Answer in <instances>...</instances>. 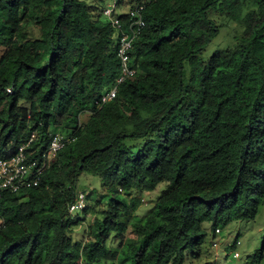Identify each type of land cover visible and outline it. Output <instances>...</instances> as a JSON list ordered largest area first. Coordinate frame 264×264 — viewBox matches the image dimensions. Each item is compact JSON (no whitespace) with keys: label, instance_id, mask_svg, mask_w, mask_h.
I'll list each match as a JSON object with an SVG mask.
<instances>
[{"label":"trees","instance_id":"obj_1","mask_svg":"<svg viewBox=\"0 0 264 264\" xmlns=\"http://www.w3.org/2000/svg\"><path fill=\"white\" fill-rule=\"evenodd\" d=\"M104 1L0 0V157L33 136L28 151H46L58 129L75 138L39 185L2 193L0 264H188L207 224L216 233L264 207V0H128L123 27L131 10L145 21L133 76ZM235 20L241 33L207 58ZM83 175L87 205L69 212ZM259 263L264 241L247 261Z\"/></svg>","mask_w":264,"mask_h":264},{"label":"rangeland","instance_id":"obj_2","mask_svg":"<svg viewBox=\"0 0 264 264\" xmlns=\"http://www.w3.org/2000/svg\"><path fill=\"white\" fill-rule=\"evenodd\" d=\"M103 5L104 8H115L116 12H127L131 9V4L128 0H125L123 8H120L119 5H114L113 2L108 0H105ZM241 30L242 26L240 20L232 21L228 26L223 25L220 34L206 48L205 56L208 58L218 49L229 47L232 44L234 35L241 33ZM114 37L116 39L118 38L117 32ZM1 52L2 48L0 47V53ZM88 118V113L81 115V121L84 123ZM57 132L63 134L59 129ZM92 184L91 176L83 175L79 183L78 192H85L84 189ZM165 186L166 184L162 183L159 184L155 190L143 193L142 205L138 210L140 218L154 206L156 199L162 193ZM86 226L87 222L74 225L73 230L75 238L82 239L84 237ZM206 227L209 235L207 236L206 241H204L202 248H200V251H198V255L195 256L194 260H190L188 264H207L212 262H218L219 264H247L248 257L258 252L263 245L264 207L256 218L233 221L226 227L222 228L220 233L217 230L216 233H214L211 224H207ZM237 240H240L241 244L236 245L235 248H233L232 245ZM234 249H237L240 253L237 259L233 257Z\"/></svg>","mask_w":264,"mask_h":264},{"label":"built area","instance_id":"obj_3","mask_svg":"<svg viewBox=\"0 0 264 264\" xmlns=\"http://www.w3.org/2000/svg\"><path fill=\"white\" fill-rule=\"evenodd\" d=\"M114 5H118V0H109ZM115 8L107 7L105 15L109 17L112 24L122 30L119 40L118 55L122 60V68L124 76H133L135 70L130 67V51L133 48L134 40L140 33V29L145 26L144 19L140 16L137 10H131L130 16L133 20L126 27H123L121 18L116 15ZM134 27H138L137 31ZM124 78V77H123ZM121 78V80L123 79ZM116 87L111 89L104 96V100H111L116 96ZM75 138L68 137L62 133L55 132L52 135V140L48 150L41 154H36L35 151H28L33 142V137L20 147L19 151L10 157H0V198L5 191L18 193L24 189L31 188L40 184L41 178L48 167L50 159L55 156L58 151L65 147L67 143L74 141ZM87 205L86 194L80 192L76 200L70 204L69 212L82 211ZM3 224L0 220V229ZM220 233V228L217 229ZM238 245L241 244L239 240ZM239 251L236 249L233 252V257H239Z\"/></svg>","mask_w":264,"mask_h":264},{"label":"clouds","instance_id":"obj_4","mask_svg":"<svg viewBox=\"0 0 264 264\" xmlns=\"http://www.w3.org/2000/svg\"><path fill=\"white\" fill-rule=\"evenodd\" d=\"M33 139H34V136H33ZM51 140H52V139H51ZM50 143H51V142H50ZM49 147H50V145H49ZM49 147H48V149H49ZM48 149H47V150H48ZM34 151H35V152H38V154H41V153L44 152V151H43V152H40V149H37V150H34ZM53 157H54V156H53Z\"/></svg>","mask_w":264,"mask_h":264}]
</instances>
